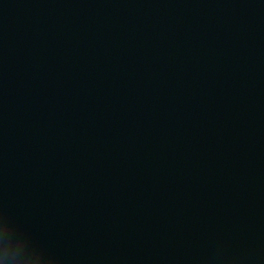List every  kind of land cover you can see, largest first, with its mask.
<instances>
[{
    "label": "water",
    "instance_id": "95a60500",
    "mask_svg": "<svg viewBox=\"0 0 264 264\" xmlns=\"http://www.w3.org/2000/svg\"><path fill=\"white\" fill-rule=\"evenodd\" d=\"M264 264V0H0V264Z\"/></svg>",
    "mask_w": 264,
    "mask_h": 264
},
{
    "label": "clouds",
    "instance_id": "9594fccd",
    "mask_svg": "<svg viewBox=\"0 0 264 264\" xmlns=\"http://www.w3.org/2000/svg\"><path fill=\"white\" fill-rule=\"evenodd\" d=\"M2 256L7 264H24V256L18 249H12L8 242L4 244Z\"/></svg>",
    "mask_w": 264,
    "mask_h": 264
}]
</instances>
